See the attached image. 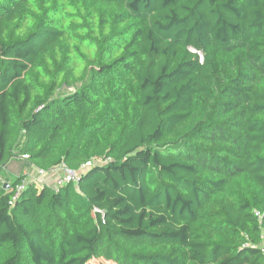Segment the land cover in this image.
<instances>
[{"label": "trees", "instance_id": "16d2710c", "mask_svg": "<svg viewBox=\"0 0 264 264\" xmlns=\"http://www.w3.org/2000/svg\"><path fill=\"white\" fill-rule=\"evenodd\" d=\"M22 156L79 181L0 183V264H264V0H0Z\"/></svg>", "mask_w": 264, "mask_h": 264}, {"label": "built area", "instance_id": "2783aa9c", "mask_svg": "<svg viewBox=\"0 0 264 264\" xmlns=\"http://www.w3.org/2000/svg\"><path fill=\"white\" fill-rule=\"evenodd\" d=\"M21 159L23 160H26L27 159V156H22ZM99 163H104L103 161H99ZM93 166V162H88L83 168V170H86L87 168H90ZM31 168L35 169V172L36 175H37V179H32L31 177V174H28V172H25V176H26V181L23 182L22 185L18 186L17 188V193H16V197L19 196L20 192L22 190L25 189L26 185L28 182H35L37 183L38 179H43L45 176H47L48 174H57V180H56V183H55V186L56 188H60L68 183H71V182H74V183H77L79 181V174L78 173H75L73 171H71L66 165L62 164L56 168H54L51 172L49 173H46L34 166L31 165ZM32 169V170H33ZM62 172V176H59L58 175V172ZM256 215L258 216L259 220L262 221V215L260 213H256ZM263 253H264V247H263Z\"/></svg>", "mask_w": 264, "mask_h": 264}, {"label": "rangeland", "instance_id": "374dc122", "mask_svg": "<svg viewBox=\"0 0 264 264\" xmlns=\"http://www.w3.org/2000/svg\"><path fill=\"white\" fill-rule=\"evenodd\" d=\"M25 172H28V174H31V165L26 163L25 160L21 159V157L14 158L9 164H7L5 167H0V183H4L7 180H10L13 177L16 176H25ZM41 180V178L39 179ZM39 185L43 186L40 182H37ZM55 189V185L54 188ZM88 264H114L112 262H107L105 260H92Z\"/></svg>", "mask_w": 264, "mask_h": 264}, {"label": "crops", "instance_id": "0c3cea01", "mask_svg": "<svg viewBox=\"0 0 264 264\" xmlns=\"http://www.w3.org/2000/svg\"><path fill=\"white\" fill-rule=\"evenodd\" d=\"M32 169L33 168H31V177H32V179H37L36 173L33 172V171H35V169H33V170ZM58 175L59 176H62L63 174H62V172L59 171L58 172ZM56 180H57V174H48L43 179H41V180L38 179L37 182H40L41 184H43V186H49V187L54 188V185L56 183ZM39 186H41V185H39ZM55 189H57L56 186H55Z\"/></svg>", "mask_w": 264, "mask_h": 264}, {"label": "water", "instance_id": "95a60500", "mask_svg": "<svg viewBox=\"0 0 264 264\" xmlns=\"http://www.w3.org/2000/svg\"><path fill=\"white\" fill-rule=\"evenodd\" d=\"M5 187L7 188L8 186L6 185Z\"/></svg>", "mask_w": 264, "mask_h": 264}]
</instances>
